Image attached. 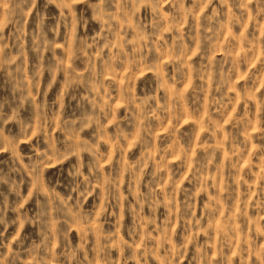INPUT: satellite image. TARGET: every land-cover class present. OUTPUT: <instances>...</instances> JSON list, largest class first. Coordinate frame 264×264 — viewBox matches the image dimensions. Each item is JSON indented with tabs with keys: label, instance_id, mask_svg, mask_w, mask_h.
Masks as SVG:
<instances>
[{
	"label": "rangeland",
	"instance_id": "obj_1",
	"mask_svg": "<svg viewBox=\"0 0 264 264\" xmlns=\"http://www.w3.org/2000/svg\"><path fill=\"white\" fill-rule=\"evenodd\" d=\"M0 264H264V0H0Z\"/></svg>",
	"mask_w": 264,
	"mask_h": 264
}]
</instances>
